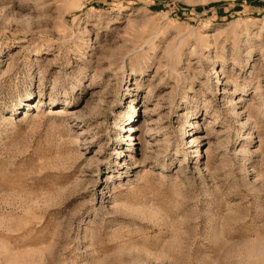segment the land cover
<instances>
[{
  "label": "rangeland",
  "instance_id": "obj_1",
  "mask_svg": "<svg viewBox=\"0 0 264 264\" xmlns=\"http://www.w3.org/2000/svg\"><path fill=\"white\" fill-rule=\"evenodd\" d=\"M0 264H264V0H0Z\"/></svg>",
  "mask_w": 264,
  "mask_h": 264
}]
</instances>
